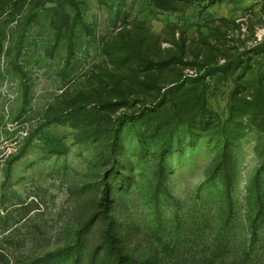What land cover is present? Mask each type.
<instances>
[{"label": "rangeland", "instance_id": "1", "mask_svg": "<svg viewBox=\"0 0 264 264\" xmlns=\"http://www.w3.org/2000/svg\"><path fill=\"white\" fill-rule=\"evenodd\" d=\"M0 264H264V0H0Z\"/></svg>", "mask_w": 264, "mask_h": 264}]
</instances>
